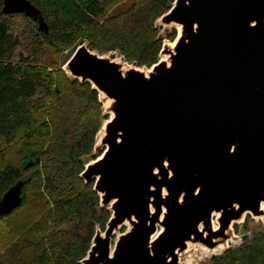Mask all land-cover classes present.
<instances>
[{"label":"water","instance_id":"1","mask_svg":"<svg viewBox=\"0 0 264 264\" xmlns=\"http://www.w3.org/2000/svg\"><path fill=\"white\" fill-rule=\"evenodd\" d=\"M0 1L48 32L30 0ZM155 22L179 30L150 67L86 43L62 66L108 100L79 175L111 214L80 264H184L189 243L215 250L247 214L264 216V0H174ZM21 191L2 195L0 217Z\"/></svg>","mask_w":264,"mask_h":264},{"label":"trees","instance_id":"2","mask_svg":"<svg viewBox=\"0 0 264 264\" xmlns=\"http://www.w3.org/2000/svg\"><path fill=\"white\" fill-rule=\"evenodd\" d=\"M30 1L44 17L46 34L24 14H3L0 1V198L22 181L21 204L0 217V264H80L111 214L93 182L79 175L94 157L108 115L99 92L56 69L53 58L86 43L90 51H116L128 63L150 67L164 39L155 21L174 0L127 6L125 0ZM17 29L25 44L13 35ZM21 45L27 55L14 61ZM250 219L247 214L233 226L240 243L207 264H264V230H252Z\"/></svg>","mask_w":264,"mask_h":264},{"label":"rangeland","instance_id":"3","mask_svg":"<svg viewBox=\"0 0 264 264\" xmlns=\"http://www.w3.org/2000/svg\"><path fill=\"white\" fill-rule=\"evenodd\" d=\"M130 0H125V4L123 6H127L129 3ZM158 26H159V29H160V35L161 37H163V43L164 44H169L171 45L173 43V40L169 39L166 37V35H168L170 32H172L173 29H175L176 31V34L178 33V30H179V27L177 25H173V24H170V25H163V24H159V22L156 23ZM19 33V36L17 35ZM175 34V35H176ZM14 36H18L19 37V41H21L22 44H25V36L22 35L20 33V31L15 30L14 33H13ZM77 46H74V47H71V48H68L66 50H63L62 52H60L56 57L53 58V60H55V68L56 69H60L62 70V66L64 65V63L70 58V56L73 54L75 48ZM22 53L24 56L27 55L24 47L21 45L19 47H17L15 49V54L13 56V60L14 61H17L19 59V56L18 54ZM116 60H119L120 59V56L118 54H116ZM161 58H165V55H160L159 59ZM126 66H133L132 64L130 63H125ZM96 141L98 142V140L96 139ZM95 153V152H93ZM94 157L93 158H90L87 160V162H89V160H93L95 157L98 156V154H93ZM108 207V206H107ZM217 216H213L212 217V224L214 226H217ZM250 225H251V229L252 230H258V231H263L264 230V216H260V217H252L250 216ZM245 218L242 220V222H244ZM239 223V225H241V223ZM157 227V232H159L161 230V227L159 225L156 226ZM129 228V224L128 223H125L124 225H121L118 230L115 232L114 236H113V240H116L117 236H119L121 233H124L127 229ZM233 231V230H232ZM233 237L231 238V240H229L228 242V247L230 246H235L237 244L240 243L241 241V235L240 234H236L234 231H233ZM112 244H113V241H112ZM206 247L200 245V244H197V243H189L187 245V248L186 250L182 253L181 255V261L185 264V263H191V264H207L208 263V260L209 258L212 256V255H216L217 253H221L225 248H221L220 250L218 251H215V252H209L207 249H205Z\"/></svg>","mask_w":264,"mask_h":264},{"label":"bare ground","instance_id":"4","mask_svg":"<svg viewBox=\"0 0 264 264\" xmlns=\"http://www.w3.org/2000/svg\"><path fill=\"white\" fill-rule=\"evenodd\" d=\"M102 101H103V106L106 107V105L108 104V100L104 101L103 98H104V95L102 93H100V97H99ZM101 133V132H100ZM229 243V242H228ZM228 243L225 245H219L218 248H216L215 250H208L209 252H215V251H218L220 250L221 248H224L226 246H228ZM206 249V248H205ZM187 264H191V263H187Z\"/></svg>","mask_w":264,"mask_h":264}]
</instances>
